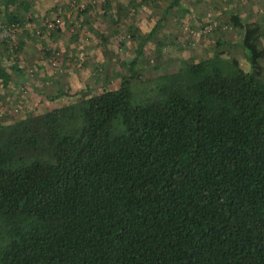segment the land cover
Here are the masks:
<instances>
[{"label": "trees", "instance_id": "16d2710c", "mask_svg": "<svg viewBox=\"0 0 264 264\" xmlns=\"http://www.w3.org/2000/svg\"><path fill=\"white\" fill-rule=\"evenodd\" d=\"M2 1L1 24L32 19L34 0ZM163 1L116 87L0 118V264H264V28L230 11L247 69L174 57L144 77L150 34L169 9L186 11ZM8 69L4 87L23 74L18 61Z\"/></svg>", "mask_w": 264, "mask_h": 264}, {"label": "rangeland", "instance_id": "374dc122", "mask_svg": "<svg viewBox=\"0 0 264 264\" xmlns=\"http://www.w3.org/2000/svg\"><path fill=\"white\" fill-rule=\"evenodd\" d=\"M111 2V7L103 8L104 0H34L32 19L20 27L1 24L4 9L0 10V66L10 71L16 61L23 65V74L11 71L8 86L0 81L1 119L9 121L28 110L43 112L117 86L115 73L121 69V60L135 55L138 36L149 34L168 1ZM85 6L89 10L80 12ZM182 7L186 11L169 9L146 41L137 64L144 77L162 73L174 57L196 62L221 54L248 68L239 31L228 17L236 9L264 28V0H182ZM130 23L142 33H125ZM19 39L21 50L7 56L4 49L11 51ZM218 40L229 43L218 46ZM260 45L264 47V36ZM135 94L146 95L143 90Z\"/></svg>", "mask_w": 264, "mask_h": 264}]
</instances>
